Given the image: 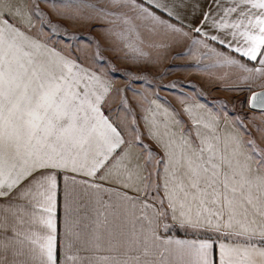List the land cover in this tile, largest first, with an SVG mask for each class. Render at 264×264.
Returning a JSON list of instances; mask_svg holds the SVG:
<instances>
[{"label": "crops", "instance_id": "obj_1", "mask_svg": "<svg viewBox=\"0 0 264 264\" xmlns=\"http://www.w3.org/2000/svg\"><path fill=\"white\" fill-rule=\"evenodd\" d=\"M135 1L169 16L183 59L202 43L264 83V0ZM30 18L0 0V264H264V166L215 101L186 84L116 117L113 74L69 62Z\"/></svg>", "mask_w": 264, "mask_h": 264}, {"label": "rangeland", "instance_id": "obj_2", "mask_svg": "<svg viewBox=\"0 0 264 264\" xmlns=\"http://www.w3.org/2000/svg\"><path fill=\"white\" fill-rule=\"evenodd\" d=\"M27 1L31 18L23 28L28 33L63 51L75 65L113 74L116 85L115 95L107 103L110 114L139 119L151 97L168 99L172 89L187 84L193 97L215 101L212 111L238 130L239 140L242 137L245 147L264 166V112L253 111L248 105L250 94L264 88V83L251 65L229 59L228 55L216 57L202 43L195 46L198 59H183L187 57V47L180 52L172 47L169 16L143 11L135 0ZM4 18L17 23L11 17ZM197 54L194 52L191 57ZM180 58L184 62L178 63ZM186 69L193 72L189 80ZM203 70L208 74L212 70L216 80L221 74L223 82L216 81L208 90L210 76L209 81L201 76L194 79L195 72L202 74ZM147 156L156 165L163 162L155 151H147ZM154 189L156 195L160 194L159 183ZM193 193L197 199L201 196L198 188Z\"/></svg>", "mask_w": 264, "mask_h": 264}, {"label": "water", "instance_id": "obj_3", "mask_svg": "<svg viewBox=\"0 0 264 264\" xmlns=\"http://www.w3.org/2000/svg\"><path fill=\"white\" fill-rule=\"evenodd\" d=\"M248 105L253 111L264 112V88L255 90L250 94Z\"/></svg>", "mask_w": 264, "mask_h": 264}]
</instances>
